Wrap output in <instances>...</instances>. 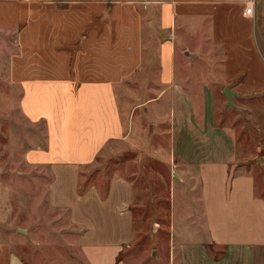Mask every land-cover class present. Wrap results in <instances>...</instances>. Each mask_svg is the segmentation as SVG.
Returning <instances> with one entry per match:
<instances>
[{
    "label": "crops",
    "instance_id": "0c3cea01",
    "mask_svg": "<svg viewBox=\"0 0 264 264\" xmlns=\"http://www.w3.org/2000/svg\"><path fill=\"white\" fill-rule=\"evenodd\" d=\"M0 31L14 35L6 70L21 88L22 115L47 126L28 163L73 170L64 264H126L127 181L113 176L105 196L95 183L80 195L79 172L109 141L143 139V116L165 126L163 144L143 141L140 150L171 170V189L194 177L199 186L204 223L172 243L168 264H264V0H0ZM226 87L232 103L239 94L259 100L253 150L237 145L214 110L219 93L228 105ZM145 90L154 93L142 100L136 91ZM23 246L28 252L0 239V264H35L33 246Z\"/></svg>",
    "mask_w": 264,
    "mask_h": 264
},
{
    "label": "rangeland",
    "instance_id": "374dc122",
    "mask_svg": "<svg viewBox=\"0 0 264 264\" xmlns=\"http://www.w3.org/2000/svg\"><path fill=\"white\" fill-rule=\"evenodd\" d=\"M146 23L145 17L147 29ZM161 37L163 35L150 38L152 50L156 49ZM204 41L199 44L203 49L207 46ZM14 51V35L0 31V239H13L15 249L21 253L28 252L23 244H31L35 250V264H46V259H53L51 264L55 260L64 264L68 251L59 243L70 241L69 233L73 230V170L35 166L27 161V150L45 146L47 126L43 121L29 122L22 115L21 88L9 83L6 70L8 57ZM154 61L155 58L151 62ZM133 93L126 91L127 97ZM136 93L145 100L154 92ZM260 102H264V96ZM159 103L164 104V101ZM233 105H226L225 96L219 93L214 110L218 119L236 136L237 145H247L253 150L261 143L256 139L259 100L239 94L233 98ZM137 124L141 126L140 133L144 138L129 136L126 140L109 141L95 161L83 166L79 172L82 177H79L78 193L84 194L89 185L95 183L99 189L103 188L105 196L113 176L125 178L130 190L127 223L131 233L120 258L126 264H168L172 243L189 234V230L196 234L195 230L204 223L199 186L194 177L190 179V186L184 187L176 181L171 189V170L140 150L143 141L146 145L156 146L161 141L163 144L165 126L157 125L155 130L144 116ZM159 133L164 137L158 138ZM254 175L260 190L261 174L255 170ZM209 253H216V257L222 254L220 249L214 248ZM174 254L177 258L180 252Z\"/></svg>",
    "mask_w": 264,
    "mask_h": 264
},
{
    "label": "water",
    "instance_id": "95a60500",
    "mask_svg": "<svg viewBox=\"0 0 264 264\" xmlns=\"http://www.w3.org/2000/svg\"><path fill=\"white\" fill-rule=\"evenodd\" d=\"M224 94L227 97V104L231 107H233V103H232V97L234 96V92L230 91L228 87L225 88L224 90Z\"/></svg>",
    "mask_w": 264,
    "mask_h": 264
},
{
    "label": "built area",
    "instance_id": "2783aa9c",
    "mask_svg": "<svg viewBox=\"0 0 264 264\" xmlns=\"http://www.w3.org/2000/svg\"><path fill=\"white\" fill-rule=\"evenodd\" d=\"M245 12L247 14H251L252 13V4H249L248 6H246L245 8Z\"/></svg>",
    "mask_w": 264,
    "mask_h": 264
}]
</instances>
